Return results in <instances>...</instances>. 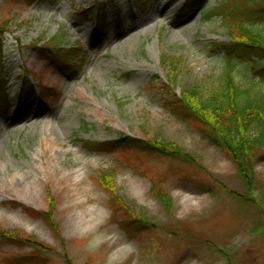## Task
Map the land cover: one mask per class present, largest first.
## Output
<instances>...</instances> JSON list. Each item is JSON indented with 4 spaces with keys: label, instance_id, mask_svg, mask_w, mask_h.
<instances>
[{
    "label": "rangeland",
    "instance_id": "obj_1",
    "mask_svg": "<svg viewBox=\"0 0 264 264\" xmlns=\"http://www.w3.org/2000/svg\"><path fill=\"white\" fill-rule=\"evenodd\" d=\"M96 1L0 0V23L7 22L0 80L8 95L0 108V231L41 243L34 264H264V153L247 189L234 162L164 105L193 85L207 95L217 89L224 55L215 44L235 41L224 19H205L221 0H98L105 41L93 33V15L80 12ZM57 35L66 48L82 45L80 69L51 65L43 45ZM164 58L179 61L176 75ZM256 81L264 89V78ZM23 84L34 86L33 99L17 97ZM44 87L54 95L41 103ZM122 137L175 143L194 162L121 148L91 152L85 144ZM102 174L127 205L119 212L148 227L131 235L120 226ZM48 194L55 231L43 215ZM17 243L0 234V264L35 250Z\"/></svg>",
    "mask_w": 264,
    "mask_h": 264
},
{
    "label": "trees",
    "instance_id": "obj_2",
    "mask_svg": "<svg viewBox=\"0 0 264 264\" xmlns=\"http://www.w3.org/2000/svg\"><path fill=\"white\" fill-rule=\"evenodd\" d=\"M18 2L21 0H9ZM91 4V9L80 10L97 21L93 33L100 35L105 41L106 12L104 4ZM193 9L192 4L184 10L189 13ZM221 17L224 26L229 30L235 41L230 43H216L215 49L224 55L220 73L214 84L217 89L210 95L204 94L199 85L187 88L180 97L171 94L164 100V105L178 118L193 125L199 132L215 144L235 164L237 176L247 189H252L256 179L255 163L264 153V89L258 87L256 79L264 78V32L250 30L259 23L264 25V0H221L207 11L205 19ZM7 22L0 23V42L6 32ZM39 43L41 40L38 41ZM80 46V45H79ZM82 47V45H81ZM81 47L66 48L62 45L60 35L53 37L43 45L45 55L52 66H66L74 70L80 69L85 61L82 59ZM2 51L0 52V56ZM165 66H168L170 75H176L179 61L175 58H164ZM253 72L255 74H250ZM252 75V76H251ZM44 87L40 91L41 103L46 102L53 92ZM171 93V88L168 89ZM19 99H33L35 97L34 86L23 84L18 89ZM8 95L2 79L0 80V108L6 107ZM45 104V103H44ZM256 128L255 135H249L251 129ZM86 148L91 152L113 151L121 148L124 152L136 156L141 154L159 159H181L192 164L193 157L183 151V148L175 143H164L163 140L144 141L129 137H122L108 142H85ZM127 157V156H126ZM129 158V157H128ZM101 183L113 192L111 205L117 213L126 209L127 205L119 200L117 189L109 187L112 179L109 174H102ZM114 185V184H113ZM155 197L161 198L169 206H172V198L161 188L155 187ZM51 203L50 209L44 217L53 230H57L54 222L55 200L50 194L47 196ZM119 204V206L117 205ZM128 211L133 215L134 211L129 207ZM31 214V212H29ZM122 217L121 227L129 234H134L148 223L143 218L134 215L133 218L120 213ZM42 216V215H40ZM43 218V216H42ZM3 240L8 243L22 242L34 246L33 252L23 256H16L8 262L13 264H34L37 256L36 249L43 245L29 235L17 237L9 232L0 231ZM18 244V243H17Z\"/></svg>",
    "mask_w": 264,
    "mask_h": 264
}]
</instances>
